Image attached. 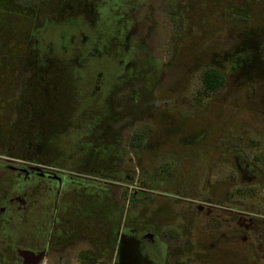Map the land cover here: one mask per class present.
Returning <instances> with one entry per match:
<instances>
[{
  "label": "rangeland",
  "instance_id": "obj_1",
  "mask_svg": "<svg viewBox=\"0 0 264 264\" xmlns=\"http://www.w3.org/2000/svg\"><path fill=\"white\" fill-rule=\"evenodd\" d=\"M177 1L0 0V98L9 101L0 104V146L14 140L7 132L17 120L9 103L28 99L45 107L57 100V112L88 114L78 133L108 139L92 147L100 163L123 150L113 143L121 135L113 123L126 139L155 130L163 150L194 145L206 155L213 141L226 137L231 145L251 147L250 158L258 155L255 148L264 151V0ZM132 21V36L122 42ZM125 43L137 50L135 58ZM157 59L169 69L151 90L150 60L155 65ZM222 65L245 85L231 78L216 96L197 103L201 67ZM32 112L28 106L18 120H32ZM68 137L47 142V149L73 154L76 141ZM195 157L188 155L183 166L171 159L162 179L146 185L166 216L174 207H192L197 198L190 184ZM135 175L142 182L148 178L143 167ZM135 191L144 197L136 179L122 194Z\"/></svg>",
  "mask_w": 264,
  "mask_h": 264
},
{
  "label": "flooded vegetation",
  "instance_id": "obj_2",
  "mask_svg": "<svg viewBox=\"0 0 264 264\" xmlns=\"http://www.w3.org/2000/svg\"><path fill=\"white\" fill-rule=\"evenodd\" d=\"M176 5L183 3L179 0ZM131 24L124 36L119 35L122 42L132 36ZM125 45L135 58L137 50ZM154 61L155 65L150 60L151 90L169 69ZM201 69L196 78L199 104L224 90L231 78L245 85L225 65ZM209 71L220 73L224 81L207 96L204 75ZM6 102L0 98L1 105ZM55 102L47 107L39 100L9 103L17 120L7 130L14 140H4L0 146V264H264L261 147L250 158L246 149L251 147L231 145L228 138L220 137L206 155L200 154L204 147L194 145L163 150L160 137L150 128L126 139L113 123L115 116L112 126L121 135L113 136V143L123 150L100 163L92 147L103 146L108 139L83 138L78 132L88 114L73 116L69 109L60 113ZM71 105L74 102H68ZM28 106L33 119L18 120ZM69 131L76 132L75 137L66 134L76 141V152L47 149L51 148L47 142H59ZM81 139L83 145L77 144ZM190 154L196 156L195 165H190L196 176L191 175L190 184L197 198L192 207H174L166 216L146 185L162 179L171 159L183 166ZM104 165L109 167L106 172L101 170ZM140 167L148 175L144 182L135 175ZM135 179L144 197L137 196L139 191L122 194Z\"/></svg>",
  "mask_w": 264,
  "mask_h": 264
},
{
  "label": "trees",
  "instance_id": "obj_3",
  "mask_svg": "<svg viewBox=\"0 0 264 264\" xmlns=\"http://www.w3.org/2000/svg\"><path fill=\"white\" fill-rule=\"evenodd\" d=\"M223 79L220 73L209 71L204 75V89L203 92L205 95H210L219 90L223 85Z\"/></svg>",
  "mask_w": 264,
  "mask_h": 264
}]
</instances>
